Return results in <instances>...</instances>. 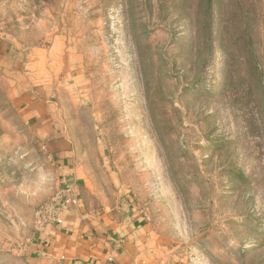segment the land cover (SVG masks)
Masks as SVG:
<instances>
[{
    "label": "rangeland",
    "instance_id": "1",
    "mask_svg": "<svg viewBox=\"0 0 264 264\" xmlns=\"http://www.w3.org/2000/svg\"><path fill=\"white\" fill-rule=\"evenodd\" d=\"M2 64L38 72L76 167L150 224L164 262L264 264V0H0V264H37L74 177Z\"/></svg>",
    "mask_w": 264,
    "mask_h": 264
},
{
    "label": "crops",
    "instance_id": "2",
    "mask_svg": "<svg viewBox=\"0 0 264 264\" xmlns=\"http://www.w3.org/2000/svg\"><path fill=\"white\" fill-rule=\"evenodd\" d=\"M3 70L14 78L10 98L33 129L49 141V150L62 162V171L65 168L62 174L70 172L74 177L75 203L61 212L60 225L46 224L31 247L37 264H167L155 248L156 234L135 208L112 189L109 197L101 189L91 188L89 178L76 167L70 145L57 132L60 128L48 123V86L31 78L38 72L22 73L18 64L14 71Z\"/></svg>",
    "mask_w": 264,
    "mask_h": 264
},
{
    "label": "built area",
    "instance_id": "3",
    "mask_svg": "<svg viewBox=\"0 0 264 264\" xmlns=\"http://www.w3.org/2000/svg\"><path fill=\"white\" fill-rule=\"evenodd\" d=\"M71 192V188L68 184L65 183L64 188L59 192L57 198L54 201L53 206V213L51 216H48V222L40 221V226L43 228L46 224H55L60 225L62 223V218L60 217L61 212L67 207L69 203H75L76 199L72 198V195L69 193ZM41 228V229H42Z\"/></svg>",
    "mask_w": 264,
    "mask_h": 264
},
{
    "label": "trees",
    "instance_id": "4",
    "mask_svg": "<svg viewBox=\"0 0 264 264\" xmlns=\"http://www.w3.org/2000/svg\"><path fill=\"white\" fill-rule=\"evenodd\" d=\"M210 4H211V0H208V10L210 8ZM232 22L229 21V19L227 20V23H226V28L228 29L229 25L231 24Z\"/></svg>",
    "mask_w": 264,
    "mask_h": 264
}]
</instances>
